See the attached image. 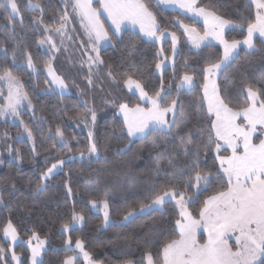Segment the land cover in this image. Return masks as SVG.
<instances>
[{
    "label": "trees",
    "instance_id": "1",
    "mask_svg": "<svg viewBox=\"0 0 264 264\" xmlns=\"http://www.w3.org/2000/svg\"><path fill=\"white\" fill-rule=\"evenodd\" d=\"M145 2L156 14L162 28L178 36V49L172 65L165 67L161 75L156 74L155 65L159 60L156 44L137 34V31L134 33L128 29L112 37L111 45L100 50L104 63L92 69L91 84L87 79L88 67L80 64L76 53L65 55L61 51L58 54L60 57L54 63L57 74L63 77L71 89L75 91L78 88L80 91L79 94L62 96L44 92L48 85L44 68L51 60L39 47V40L45 35L44 25L54 27L60 24L59 17L64 11L61 3L58 0H32L33 4H40L43 9L41 12L40 9H31L29 0H17L20 15L11 20L6 19L7 13L0 9V46L8 50L7 53L0 50V71L4 67L9 68L28 94L34 111L30 113L24 109L20 113L21 121L32 130L35 141L34 152L26 139L19 138L23 125L0 121V197L3 201L0 203V247L5 250L9 248V242L3 239L2 232L9 220L21 238L26 239L35 233L47 239L42 264H64L66 257L73 252L64 248L69 238L72 242L81 240L85 250L99 264H127L129 261L132 264H146L143 259L146 251L155 255L165 238H175L173 228L178 209L172 202L165 204L162 209L137 215L127 222L118 221L129 210L150 202L147 197L153 185L175 184L183 190V181L172 177V169L168 168L166 161L161 162L159 171L156 170V157L160 153H167L183 164L184 149L179 144L181 137L189 132L194 144L202 148L208 143L206 104L204 112H198L196 105L198 98L203 96L202 70L210 63L219 62L222 49L214 43L212 47L191 48L181 28L173 22V17L179 12L162 9L155 0ZM199 2L226 19L245 25L244 30L229 29L226 33L229 40L244 38L246 22L255 18V9L249 0ZM41 17L44 23L36 28L34 19ZM179 18L186 24H192L191 19L183 15ZM73 23L78 31V21L73 20ZM192 26L203 33L200 22ZM109 35L112 36L111 29ZM254 42L259 51L249 54L248 50L240 47L232 65L217 75L216 81L222 95L226 102L231 101V107L243 104L247 85L264 88V83H260L261 77H264V44L258 36ZM13 49L16 50V64L12 62ZM164 52L166 55L170 53L168 40L164 42ZM23 53H31L35 71L27 67ZM109 69L115 80L108 75ZM185 73L194 77L195 86L191 91L181 89L178 92L177 86ZM129 75L140 80L149 94H154L161 83L167 84L170 87L169 99L178 100L177 118L181 107L187 118L186 125L177 129L172 136L158 139L156 146L152 145L150 139L130 140L126 131H121L123 119L116 112L118 105L127 103L132 107L141 103L136 94L129 93L124 87L123 80ZM225 87L227 91H224ZM1 102L3 99L0 97ZM85 102L87 107L95 110L97 116L92 130L100 156L93 159L73 158L80 151L86 152L89 145L88 130L91 124L90 116L87 121L83 119L86 115ZM57 127L67 138L71 152L58 142L55 134ZM190 147L189 161L196 150L194 146ZM214 157V152L202 151L199 167L215 174L218 161ZM60 159L65 161L64 165L49 179L42 180L41 173ZM38 184H43L40 191H37ZM216 187L214 183L191 205L190 210L194 214L201 201ZM188 193L194 196L192 189H188ZM101 199L108 200L112 219L105 228H101V214L89 206L90 201ZM73 210L82 214L85 220L82 226L65 233L61 227L70 222ZM19 247L24 251L21 264H28L27 250L22 245ZM2 262L0 260V264ZM76 263L81 264V260L78 259Z\"/></svg>",
    "mask_w": 264,
    "mask_h": 264
},
{
    "label": "snow or ice",
    "instance_id": "2",
    "mask_svg": "<svg viewBox=\"0 0 264 264\" xmlns=\"http://www.w3.org/2000/svg\"><path fill=\"white\" fill-rule=\"evenodd\" d=\"M255 6V18L246 22V36L243 41L225 38L226 29L239 28L244 30L243 23L226 19L217 14L210 7L201 6L199 0H157V5L161 8L179 9L177 16L173 17V22L183 29L188 40L193 47H212V41H217L223 46V55L219 62L210 63L203 68V96L198 98L196 105L198 112L205 111L209 119L207 140L208 143L201 145L194 144L192 135L189 132L185 137H181L179 147L184 149L185 162L180 164L175 157L167 153H160L156 157V170L159 171L162 161L167 162L168 168L172 169L171 175L174 179L183 181V190L175 184L153 185L152 192L147 199L150 203L141 204L138 211L129 210L123 217L125 221L130 218L147 214L150 211L162 209L167 203L175 202L174 206L178 209V215L174 222L173 235L175 238H165L160 248L155 253L146 251L144 260L146 264H264V88L256 87L252 84L244 88V101L238 107H231V101L225 100L222 95L221 87L216 81L218 74L229 68L238 56L237 49L241 44L249 50V54L259 51L254 40L260 39L264 44V0H251ZM71 6L69 12L68 6ZM31 9H40L39 3L33 4L29 0ZM0 9L7 13L6 19H14L20 15L17 0H0ZM107 17L111 22L112 36L109 35L110 29L105 26L102 16ZM180 15L189 18L192 24L198 20L203 21V34L192 24H186ZM58 27L44 25L45 32L55 33L61 37V43L67 39L71 41L69 35V24L73 20H78L81 30L87 38L91 51L95 56H88V82L92 83L93 66L102 65L104 61L100 58V43L111 42L112 37L127 31L129 28L134 33L154 40H161L167 36L171 37L172 51L175 55L178 37L175 32H167L162 28L157 20L156 14L150 9L145 0H65V10L59 17ZM23 20L21 18V24ZM34 23L43 25V19L35 18ZM75 31V29H73ZM41 45L47 43L50 50L58 52L53 35L49 34L39 42ZM0 50L7 53V49L0 46ZM163 49H161V52ZM27 61V67L36 70L31 53H23ZM12 62L16 64V50H12ZM164 65L162 60L155 65L157 70H161ZM50 85H55L60 89L62 96L68 85L58 75L55 74L51 63L47 64ZM108 75L115 80L109 69ZM0 82L7 87L5 102L0 105V116L11 115L18 117L22 107L32 108L33 105L28 94L23 90L19 78L13 75L12 71L4 67L0 71ZM260 83H264L261 77ZM123 84L130 91L135 90L139 93L141 103L130 107L127 103L118 105L119 112L123 114V127L129 138L138 137L142 140L151 141L153 146L157 145L158 139H165L172 136L177 129L186 125L187 118L183 108L180 109L177 118V99H169L170 93L164 94L165 89L161 83V90L154 92L153 95L145 90L140 80L134 79L131 75L123 80ZM195 86L194 77L185 73L180 78L177 91L187 87L189 91ZM224 91H227L225 87ZM0 95H4L0 88ZM25 101L27 104L25 105ZM85 113L83 119L87 121L91 117V124L96 122V112L93 108L87 107L85 102ZM172 114V119L167 117ZM23 133L33 141V151L35 152V141L32 130L23 124ZM55 134L59 137L62 147L68 148L71 152L67 140L59 127ZM203 134V131H201ZM5 135H7L5 133ZM90 143L87 148L89 155H99L96 143L93 141V133L89 131ZM258 141V142H255ZM195 147V152L189 161L191 147ZM55 147V145H53ZM120 151H123L121 149ZM215 153V160L218 161L215 174L210 170L199 167L201 152ZM85 155L80 151V156ZM71 159V158H70ZM63 159L57 160L41 173V179H49L58 168L64 165ZM216 190L204 198L198 211L194 214L190 210L191 205L197 202L203 193L207 192L213 184ZM15 185H13V188ZM43 184L37 185V191L42 190ZM188 189H192L194 196L189 195ZM71 194V188L68 189ZM107 196V193H105ZM195 197V198H194ZM0 197V203H2ZM92 206L96 207L95 201ZM108 200L103 201L104 224L110 223L108 213ZM85 217L73 210L71 220L62 225V230L68 232L76 224H83ZM206 233V239H203ZM3 236L10 240L12 245L18 241L17 229L9 220L3 227ZM33 240L36 241L33 244ZM21 243H25L21 241ZM31 249V264H42L38 259L41 250L46 243L35 233L26 241ZM72 244L71 238L66 241V246ZM76 255L69 256L64 264H76L80 256L86 264H94L91 254L85 250L84 243L77 239L75 248L71 249ZM78 250V251H77ZM5 249L0 247V260L4 259ZM12 260L21 264L20 258L12 251ZM127 264H132L131 261Z\"/></svg>",
    "mask_w": 264,
    "mask_h": 264
},
{
    "label": "rangeland",
    "instance_id": "3",
    "mask_svg": "<svg viewBox=\"0 0 264 264\" xmlns=\"http://www.w3.org/2000/svg\"><path fill=\"white\" fill-rule=\"evenodd\" d=\"M60 3H61V5H62V7H63V10H65V0H58ZM156 2H157V0H155ZM250 2H251V0H249ZM161 7V6H160ZM253 7H254V9H255V6L253 5ZM166 9H172V8H166ZM69 12H71V6L69 5L68 6V9H67ZM173 10V9H172ZM176 11H180L179 9H175ZM255 12H256V9H255ZM102 19L104 20V22H105V26L107 27H109L110 29L112 28V26H111V22L110 21H108L107 20V17H106V15L105 16H102ZM78 21V20H77ZM198 22H200L202 25H203V21L202 20H198ZM79 23V22H78ZM34 25L36 26V28H39L38 26H39V24H37V23H34ZM59 25H57V26H54V27H58ZM53 27V28H54ZM69 35H71V37H72V39H71V41H69V40H67V39H65L64 40V43L62 44L61 43V37L59 36V35H57V34H55V33H48V32H45V30H44V32H45V35L40 39V40H42V39H44L47 35H49V34H52L53 35V40L55 41V43H56V46H57V48H59V51L58 52H54V51H52V50H50V46L47 44V43H45V44H43V45H41L40 43H39V47L43 50V51H45L47 54H48V56H49V58H50V63H51V65H52V68H53V70H54V72H55V74L56 75H58L57 74V72H56V70H55V68H54V63H55V61L57 60V57H60V56H58V54L62 51L65 55H70V54H77L78 56H79V62H80V64H84V65H86L87 67H88V64L86 63V61L88 60V56H95L96 55V53H94V52H92L91 51V46L88 44V42H87V38H86V36L84 35V33H83V31L81 30V28H80V25H79V28H78V31H77V29H76V26H75V24L72 22L71 24H69ZM73 29H75V31H73ZM129 29H131V28H129ZM132 30V29H131ZM181 30L183 31V29L181 28ZM229 29H226L225 30V38H226V33H227V31H228ZM137 32H138V29H137ZM167 32H169V33H171V32H173V31H171V30H167ZM201 34H203V33H201ZM120 35V34H119ZM118 35V36H119ZM142 37H144L145 39H147V40H150V41H152V42H154L155 44H156V46H157V54L159 55V60H158V62L157 63H160L162 60L164 61V65L162 66V69L161 70H157L156 69V67H155V73L156 74H158V75H161L162 74V71H163V69L165 68V67H167V66H171L172 65V63H173V58H174V54H173V51H172V42H171V37L170 36H167L166 38H164V39H161V40H154V39H150V38H148V37H145V36H143V34H140ZM177 35V34H176ZM185 35V38H186V42L189 44V46L191 47V48H193V49H197V48H195V47H193V45L191 44V42L188 40V37H187V35L186 34H184ZM258 36V35H257ZM178 37V36H177ZM83 38L85 39V40H83ZM245 38V37H244ZM244 38H237V39H233V40H239V41H243V39ZM227 39V38H226ZM40 40H39V42H40ZM165 40H168L169 41V46H170V53H169V55H166L165 54V52H164V42H165ZM229 40V39H228ZM85 41V42H84ZM229 41H232V39L231 40H229ZM212 43H214V44H217V45H219L220 47H221V49H222V55H223V46L222 45H220L217 41H212ZM109 45H111V42H101L100 43V47H99V55H100V50L102 49V48H104V47H106V46H109ZM240 47H243L244 49H246V50H248L247 49V47L245 46V45H243V44H241V46ZM239 47V48H240ZM238 48V49H239ZM161 49H163V51L161 52ZM177 49H178V42H177V45H176V52H177ZM238 49H237V51H238ZM249 51V50H248ZM176 54V53H175ZM101 58V57H100ZM95 66H93V68H94ZM44 72H45V74H46V76H47V79H48V81H50L51 80V77L48 75V71H47V66L44 68ZM58 76H60V75H58ZM62 79H63V77L62 76H60ZM216 79H217V77H216ZM64 80V79H63ZM65 81V80H64ZM21 82V81H20ZM66 83V82H65ZM180 83V82H179ZM22 84V83H21ZM67 84V83H66ZM68 85V84H67ZM179 85V84H178ZM125 87V86H124ZM0 88H2L3 89V93H4V95H0V97L3 99V102H1L0 103V105H2L4 102H5V97H6V95H7V87H6V85L3 83V82H0ZM53 88H55V85H50L49 83H48V85H47V87L45 88V90H44V92H47V93H59L60 94V89H58V88H56V90L55 91H53ZM163 88L165 89V93L164 94H167L168 92H169V90H170V87L167 85V84H165V83H163ZM125 89L129 92V93H133V94H136V96L139 98V93L137 92V91H135V90H132V91H130L128 88H126L125 87ZM183 89H187V87H185V88H183ZM24 90V89H23ZM161 90V85H160V87H159V89L157 90V91H160ZM181 90V89H180ZM25 91V90H24ZM69 93H80V91H79V89L77 88L75 91L73 90V89H71L70 87H69V85H68V87H67V89L64 91V93L63 94H69ZM149 95H153V94H149ZM80 98V100L81 101H83L84 102V99L82 98V97H79ZM141 102V105L142 106H147V105H145L144 104V102L143 101H140ZM32 103V102H31ZM27 104V101H25V105ZM33 105V104H32ZM27 110L28 112H30V113H33V111H34V108L32 107V108H28V107H22L21 109H20V113L23 111V110ZM117 114L118 115H120L121 117H122V119H123V114L122 113H120L119 112V108L117 109ZM169 120H171L172 119V114L171 113H169V115H168V117H167ZM0 121H7V122H10V123H12V124H20V121H21V114L18 116V117H13V116H11V115H7V116H0ZM90 124H91V117H90ZM92 128H93V126H92V124H91V129H89L88 130V134H89V131L91 130L92 131V133H93V130H92ZM126 131V130H125ZM21 133H23V129H22V132ZM89 136V135H88ZM19 138H23V139H26L28 142H29V144H30V146L32 147L33 146V141L32 140H29L28 138H27V134L26 133H24V135L23 136H21V134L19 135ZM56 138H57V140H58V142H59V137H57L56 136ZM64 138L67 140V138L64 136ZM130 140H135V139H138V137H132V138H129ZM93 141H94V133H93ZM67 142H68V140H67ZM255 142H258V141H255ZM60 143V142H59ZM89 143H90V140H89ZM99 151V150H98ZM85 153V155L83 156V157H81L80 156V153L79 154H77V155H74L73 156V158H78V159H82V158H88V159H93V158H97V157H99L100 156V153H99V155L97 156V155H95V154H93V155H89L88 154V152L86 151V152H84ZM59 169V168H58ZM57 169V170H58ZM105 199H101V200H96L95 202H96V204H97V206L96 207H93L92 206V202L93 201H90L89 202V206H90V208L92 209V210H94V211H97V212H99L100 214H101V216H102V224H101V228H105V227H107L108 225H105L104 224V208H103V201H104ZM148 203H150V202H148ZM173 204L175 203L174 201L172 202ZM139 209V208H138ZM138 209H135V210H137L138 211ZM157 210H159V209H157ZM108 213H109V211H108ZM137 216V215H136ZM124 217V216H123ZM123 217L118 221V222H127V221H125L124 219H123ZM135 217V216H134ZM109 218H110V223L112 222V219H111V217H110V215H109ZM133 218V217H132ZM132 218H130V219H132ZM129 219V220H130ZM128 220V221H129ZM109 223V224H110ZM80 226H82V224H76V225H74L73 226V228H75V227H80ZM61 230H62V227H61ZM63 231V230H62ZM64 232V231H63ZM65 233H67V232H65ZM17 234H18V232H17ZM203 235V239H206V233H203L202 234ZM2 236H3V232H2ZM32 236V235H31ZM30 236V237H31ZM30 237H28V238H26V239H23V238H21V236L18 234V241H17V243L15 244V245H12V243H11V241L10 240H7L6 238H4V236H3V239L4 240H6V241H8L9 242V248L5 251V255H4V259H3V262H2V264H17V262L16 261H14V260H12V255H11V253H12V251H15V253H16V255L20 258V262L22 263V260H23V254H24V251H23V249H22V247L20 248H17V246L18 245H22V246H24L25 247V250H27V254H28V264H31V249L28 247V245H27V243H26V241H28L29 240V238ZM39 238L41 239V240H45L46 241V243H45V245H44V248L41 250V254H40V256L38 257V259H40L41 260V258H42V253L46 250V248H47V239L46 238H44V237H40L39 236ZM68 240V239H67ZM21 241H24L25 243H21ZM76 242V241H75ZM75 242H72V244L70 245V246H66V243H65V245H64V248H66V249H74L75 248ZM36 243V241L35 240H33V244H35ZM78 251V250H77ZM73 255H76V252H72L70 255H68L67 257H66V259L69 257V256H73ZM92 257V256H91ZM65 259V260H66ZM78 259H80L81 260V264H86V262L83 260V258H82V256H80ZM92 260H93V262H94V264H99L97 261H95L93 258H92ZM77 264V263H76Z\"/></svg>",
    "mask_w": 264,
    "mask_h": 264
}]
</instances>
